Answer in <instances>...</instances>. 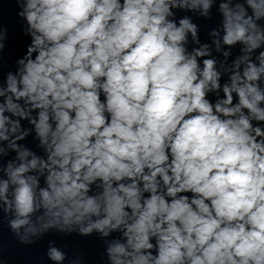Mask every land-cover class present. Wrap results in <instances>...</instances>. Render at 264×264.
I'll use <instances>...</instances> for the list:
<instances>
[{
    "label": "clouds",
    "instance_id": "clouds-1",
    "mask_svg": "<svg viewBox=\"0 0 264 264\" xmlns=\"http://www.w3.org/2000/svg\"><path fill=\"white\" fill-rule=\"evenodd\" d=\"M13 2L0 264L5 223L25 247L95 236V264H264V0ZM38 264L89 260L50 239Z\"/></svg>",
    "mask_w": 264,
    "mask_h": 264
}]
</instances>
